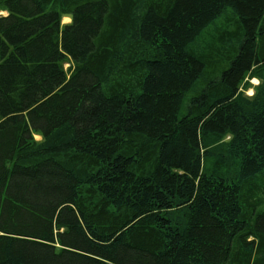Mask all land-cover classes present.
Returning a JSON list of instances; mask_svg holds the SVG:
<instances>
[{"label": "trees", "instance_id": "trees-1", "mask_svg": "<svg viewBox=\"0 0 264 264\" xmlns=\"http://www.w3.org/2000/svg\"><path fill=\"white\" fill-rule=\"evenodd\" d=\"M0 13V264H264V0Z\"/></svg>", "mask_w": 264, "mask_h": 264}, {"label": "rangeland", "instance_id": "rangeland-1", "mask_svg": "<svg viewBox=\"0 0 264 264\" xmlns=\"http://www.w3.org/2000/svg\"><path fill=\"white\" fill-rule=\"evenodd\" d=\"M0 14H2V13H0ZM69 23H70V20L68 18H64L62 20V25H67ZM66 68H67V66H65L64 69H66ZM249 83H250V87L244 92L245 93L244 95L247 97H251L253 95V93H254L253 87L257 86L258 81L256 79H252L249 81ZM35 139L39 140V137H35Z\"/></svg>", "mask_w": 264, "mask_h": 264}]
</instances>
